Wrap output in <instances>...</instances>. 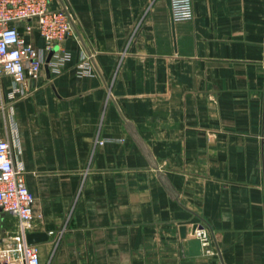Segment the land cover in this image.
I'll return each mask as SVG.
<instances>
[{
	"label": "crops",
	"instance_id": "1",
	"mask_svg": "<svg viewBox=\"0 0 264 264\" xmlns=\"http://www.w3.org/2000/svg\"><path fill=\"white\" fill-rule=\"evenodd\" d=\"M60 5L70 58L0 89L42 263L264 264V0H193L182 22L169 0ZM16 223L0 214V236Z\"/></svg>",
	"mask_w": 264,
	"mask_h": 264
},
{
	"label": "built area",
	"instance_id": "2",
	"mask_svg": "<svg viewBox=\"0 0 264 264\" xmlns=\"http://www.w3.org/2000/svg\"><path fill=\"white\" fill-rule=\"evenodd\" d=\"M56 0H0V89L2 79L10 77L15 88L11 97L21 93L28 80H38L46 64L45 54L60 61L70 56L64 43L74 33V21L66 7L54 6ZM174 21L194 19L193 0H172ZM26 32L34 29L44 40L43 50L27 42L18 24ZM20 88H17V87ZM16 220V227L0 236V264H43L40 248L28 241L36 221L35 196L25 181L24 172L13 159L12 144L0 136V214ZM193 237L200 240L209 256L216 255L211 234L197 227Z\"/></svg>",
	"mask_w": 264,
	"mask_h": 264
},
{
	"label": "water",
	"instance_id": "3",
	"mask_svg": "<svg viewBox=\"0 0 264 264\" xmlns=\"http://www.w3.org/2000/svg\"><path fill=\"white\" fill-rule=\"evenodd\" d=\"M170 2V6H171V10H172V0H169ZM172 18H173V14H172ZM174 21V18H173ZM182 232L185 233V228L182 229ZM49 239L47 234H43V233H31L28 235V241L31 244H39L42 242H45Z\"/></svg>",
	"mask_w": 264,
	"mask_h": 264
}]
</instances>
